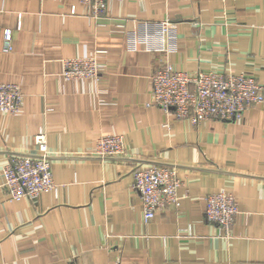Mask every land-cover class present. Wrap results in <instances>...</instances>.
Returning <instances> with one entry per match:
<instances>
[{
	"label": "crops",
	"instance_id": "1",
	"mask_svg": "<svg viewBox=\"0 0 264 264\" xmlns=\"http://www.w3.org/2000/svg\"><path fill=\"white\" fill-rule=\"evenodd\" d=\"M95 50L98 80L62 78L63 59ZM164 63L264 86V0H108L97 20L77 0H0V83L23 97L19 113L0 114V264H264V111L195 125L146 106ZM40 130L57 190L9 200L2 169L36 153ZM102 135H123L124 153L96 156ZM139 164L174 167L182 182L179 205L148 221L132 187ZM221 191L238 207L227 238L204 214Z\"/></svg>",
	"mask_w": 264,
	"mask_h": 264
},
{
	"label": "built area",
	"instance_id": "2",
	"mask_svg": "<svg viewBox=\"0 0 264 264\" xmlns=\"http://www.w3.org/2000/svg\"><path fill=\"white\" fill-rule=\"evenodd\" d=\"M83 4L90 19L97 20L105 12L108 0H77ZM124 1V0H117ZM162 34L170 31L168 20L156 23ZM20 22L16 29H19ZM3 52L12 50V29L2 35ZM95 50L88 56L61 61L64 80L94 79L101 75ZM151 99L146 106H155L176 119H188L193 124L208 120L237 121L245 111L258 107L264 111V86L249 73L224 75L219 71H179L170 63L159 65L151 75ZM22 91L18 84L0 83V114L15 115L22 106ZM33 142V155L12 154L2 169L3 190L9 200L35 199L40 194L56 192L51 161L43 131ZM125 151L123 135H102L96 138L93 153L100 157H118ZM132 187L139 195L143 218L152 219L166 207L179 205L178 189L182 182L174 167L166 165H136L132 171ZM238 213L234 197L227 192L207 195L205 219L217 227L223 237H230L231 227Z\"/></svg>",
	"mask_w": 264,
	"mask_h": 264
}]
</instances>
